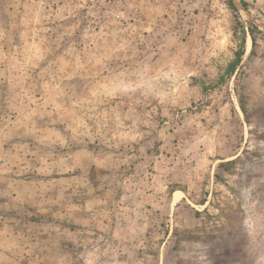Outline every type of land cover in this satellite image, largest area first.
Wrapping results in <instances>:
<instances>
[{
    "label": "rangeland",
    "instance_id": "obj_1",
    "mask_svg": "<svg viewBox=\"0 0 264 264\" xmlns=\"http://www.w3.org/2000/svg\"><path fill=\"white\" fill-rule=\"evenodd\" d=\"M231 1L0 0V264H264V0Z\"/></svg>",
    "mask_w": 264,
    "mask_h": 264
},
{
    "label": "clouds",
    "instance_id": "obj_2",
    "mask_svg": "<svg viewBox=\"0 0 264 264\" xmlns=\"http://www.w3.org/2000/svg\"><path fill=\"white\" fill-rule=\"evenodd\" d=\"M130 86L123 84L122 82H114L112 85H110L106 90L109 92H117L125 90Z\"/></svg>",
    "mask_w": 264,
    "mask_h": 264
},
{
    "label": "trees",
    "instance_id": "obj_3",
    "mask_svg": "<svg viewBox=\"0 0 264 264\" xmlns=\"http://www.w3.org/2000/svg\"><path fill=\"white\" fill-rule=\"evenodd\" d=\"M242 1V0H241ZM230 6L235 9V6L233 5L232 1L231 0H228ZM244 3V2H243ZM251 27H254L250 22L248 23ZM251 34V33H250ZM251 40H252V45L254 46L255 45V38L253 35H251ZM240 56V55H239Z\"/></svg>",
    "mask_w": 264,
    "mask_h": 264
}]
</instances>
